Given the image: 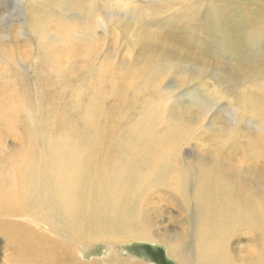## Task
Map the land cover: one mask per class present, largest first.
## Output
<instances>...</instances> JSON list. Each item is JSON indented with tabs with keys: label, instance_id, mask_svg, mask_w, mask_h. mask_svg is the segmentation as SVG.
Here are the masks:
<instances>
[{
	"label": "rangeland",
	"instance_id": "1",
	"mask_svg": "<svg viewBox=\"0 0 264 264\" xmlns=\"http://www.w3.org/2000/svg\"><path fill=\"white\" fill-rule=\"evenodd\" d=\"M0 105V190L60 146L112 195L94 218L42 194L0 206L21 264H264V0H0ZM225 201L249 219L206 257Z\"/></svg>",
	"mask_w": 264,
	"mask_h": 264
},
{
	"label": "bare ground",
	"instance_id": "2",
	"mask_svg": "<svg viewBox=\"0 0 264 264\" xmlns=\"http://www.w3.org/2000/svg\"><path fill=\"white\" fill-rule=\"evenodd\" d=\"M1 107L2 105H0V118L10 114V111L3 110ZM49 151L50 153L47 156L51 163L49 171H40L44 166L43 163L41 164L43 166L39 169L41 174H36L37 171L34 170L35 163L26 160L19 168L17 176L9 179L12 187L5 191L0 190V206L6 207L27 203L40 197L42 194L47 198L54 199L57 208L63 213H71L76 210L80 214L86 211L89 216L92 213L97 217L100 215V212H109L110 210L108 209L110 208L107 209L106 205H111L112 198L110 197L112 195L106 191V185L103 180L96 178L92 181L95 182L96 188L93 193H88L90 177L88 174L77 170L83 163L73 166L70 161L60 158L62 156V147L60 146L51 148ZM205 189L207 193L220 194L225 200L224 193L229 194L220 183L213 181L208 182ZM103 191L106 193L105 197H103ZM119 192L122 193V190L119 189ZM98 196L101 199H98ZM97 201L101 202V204H97ZM242 205V202L234 201L233 204H230L225 201L218 208L216 218L204 224L203 230L200 231L199 241L202 255L215 259H222L224 257V233L222 232V228L225 222L235 223L239 219H249V214ZM103 218L108 223L115 221L113 215H104ZM15 235L21 238L22 235H25V232L15 226L5 230L4 233L0 232V253L7 254L8 260L12 264H21L23 257V255L20 256L21 253L30 250L21 240L14 238L13 236ZM2 236L4 237L1 238ZM40 251L41 253L34 261V264H53L44 260L46 259L44 251L47 250L41 248ZM56 264H68V262L57 261Z\"/></svg>",
	"mask_w": 264,
	"mask_h": 264
}]
</instances>
